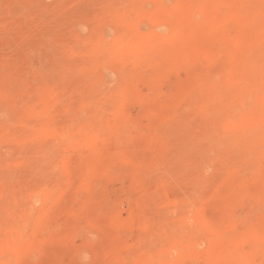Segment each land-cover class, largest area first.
Listing matches in <instances>:
<instances>
[{"label":"rangeland","instance_id":"obj_1","mask_svg":"<svg viewBox=\"0 0 264 264\" xmlns=\"http://www.w3.org/2000/svg\"><path fill=\"white\" fill-rule=\"evenodd\" d=\"M56 1L0 0V157L44 139L56 182L53 195H28L31 229L1 226L0 264H264V0ZM88 107L110 118L99 127ZM178 126H196L182 139L199 153L168 151ZM177 190L190 198L183 213Z\"/></svg>","mask_w":264,"mask_h":264},{"label":"bare ground","instance_id":"obj_2","mask_svg":"<svg viewBox=\"0 0 264 264\" xmlns=\"http://www.w3.org/2000/svg\"><path fill=\"white\" fill-rule=\"evenodd\" d=\"M21 0H19V2H20ZM41 1V0H40ZM58 1H60V0H58ZM58 1H56L57 2V4L59 3ZM63 1V0H62ZM84 1H86L87 3H88V5H86L87 6V8L89 9V10H91V9H93L95 6H97V3L95 2V0H82V2H84ZM126 1V0H125ZM130 1V0H129ZM16 3H18L17 1H15ZM77 2H79V1H77ZM63 3H64V5H65V2L63 1ZM86 3V4H87ZM11 4H13L12 3V0H11ZM10 4V5H11ZM20 4V3H19ZM14 5H15V3H14ZM56 5V4H55ZM57 6V5H56ZM61 6L63 7V5H60V8H61ZM83 6H85V3H84V5ZM10 7V6H9ZM18 7H19V5H18ZM21 7V6H20ZM80 7H82V6H80ZM108 7V6H107ZM15 8V7H14ZM14 8H12V10H14ZM53 8V7H52ZM51 8V9H52ZM109 8V7H108ZM22 8H20V10H21ZM47 9V8H46ZM50 9V8H49ZM55 9V8H54ZM53 9V10H54ZM57 9V8H56ZM96 9H97V7H96ZM18 8H17V13H19V11H20ZM53 10H50V11H52L53 12ZM87 10V9H86ZM9 13H13L14 11H10V9H8L7 10ZM57 11V10H56ZM55 10H54V12H56ZM59 11H61L62 13L64 12L63 11V9H61V10H59ZM58 11V12H59ZM88 11V10H87ZM99 11V10H98ZM16 12V11H15ZM22 12V11H21ZM62 13H58L59 15L57 16V19H59L58 17H60V21H61V14ZM87 13V12H86ZM100 13V12H99ZM4 14H6V13H4ZM48 14H49V11H48ZM52 14V13H51ZM83 14V13H82ZM90 14V13H89ZM167 14V13H166ZM54 16H56V14L54 15ZM89 16V15H88ZM6 17H8V15L6 16ZM64 17V16H63ZM84 17V16H83ZM99 17H100V15H99ZM38 18V17H37ZM54 18V17H53ZM67 18V20L69 19V17H66ZM65 17H64V19H66ZM76 18H77V16H76ZM85 18V17H84ZM84 18H83V20H84ZM87 18V17H86ZM90 18V17H89ZM40 19V18H39ZM47 19V18H46ZM56 18H55V20H57ZM74 19V18H73ZM67 20H64V27H66L68 24H66L68 21ZM70 20H72V19H70ZM76 20V19H75ZM88 20V19H87ZM94 20V19H93ZM6 21V20H5ZM39 21V20H38ZM45 22H46V20H44ZM43 21V22H44ZM58 21V20H57ZM82 21V20H81ZM92 21V20H91ZM98 21V20H97ZM37 22V21H36ZM51 22V21H50ZM55 22V21H54ZM88 23V22H87ZM34 24V23H33ZM51 24H53V26H55L54 24H56V23H53V22H51ZM60 24V23H59ZM66 24V25H65ZM89 24V23H88ZM92 24V23H91ZM90 24V26H93V25H91ZM49 25V24H48ZM63 25H60V26H63ZM81 25V24H80ZM94 25H96V24H94ZM37 26V25H36ZM53 26H50V28L51 27H53ZM57 26H59V25H57ZM56 26V27H57ZM72 26V25H71ZM46 27H47V25H46ZM45 27V28H46ZM56 27H53V29L55 28V30L56 31H58V29L56 28ZM68 27V26H67ZM66 27V28H67ZM75 27V26H74ZM31 28H33V27H31ZM48 30V29H47ZM54 30V31H55ZM70 30V29H69ZM93 30V29H92ZM71 31V30H70ZM71 33H72V31H71ZM75 34V33H74ZM71 35H73V34H71ZM59 38V37H58ZM77 38V37H76ZM92 40V39H91ZM69 42V41H68ZM89 44H87V46H90V43H94V42H91L90 40L89 41H87ZM50 46H51V44H49ZM93 45H95L96 46V44H92V46ZM94 46V47H95ZM96 48V47H95ZM262 48V47H261ZM56 49V48H55ZM85 49V48H84ZM91 49H93V48H91ZM134 51L136 50V49H133ZM256 50V49H255ZM52 53H53V51H52ZM129 53V52H128ZM256 53V52H255ZM44 54H47L48 55V57H50V59H52L53 57V55H51V52H50V50H48V51H46V52H44ZM102 54V53H101ZM115 54V53H114ZM131 54V53H130ZM253 55V54H252ZM262 55V54H261ZM115 56V55H114ZM118 56V55H117ZM47 57V56H46ZM119 57H121V56H119ZM81 58V57H80ZM115 57H113V59H114ZM118 58V57H117ZM47 60V59H46ZM78 60H79V58H78ZM81 60V59H80ZM84 61V60H83ZM102 61V60H101ZM256 61H258V60H256ZM44 62V61H43ZM47 62H50L49 61V59L47 60ZM82 62V61H81ZM85 62V61H84ZM247 62V61H246ZM249 62V61H248ZM259 62V61H258ZM83 63V62H82ZM85 63H87V61L85 62ZM142 63V62H141ZM253 63V62H252ZM260 63V62H259ZM258 63V64H259ZM95 64V63H94ZM256 64V63H255ZM254 64V65H255ZM263 65H264V63H262ZM92 65V64H91ZM143 65V64H142ZM246 65V64H245ZM76 66V65H75ZM88 67V66H87ZM86 67V68H87ZM251 67V66H250ZM260 70H261V68H262V65H261V67H258ZM88 69V68H87ZM85 71V70H84ZM119 71V70H118ZM121 71V70H120ZM127 71V70H126ZM245 71V70H244ZM254 71H255V69H254ZM22 72H23V70H22ZM25 72V71H24ZM243 72V71H242ZM262 72V71H261ZM122 73V72H121ZM247 73V72H246ZM255 73V72H254ZM253 73V74H254ZM259 73H260V71H259ZM258 73V74H259ZM22 74V73H21ZM117 74H118V72H117ZM25 75V74H24ZM51 75V74H50ZM49 75V76H50ZM122 75V74H121ZM221 75V74H220ZM246 75V77H247V74H245ZM249 75H251V74H249ZM91 76V75H90ZM95 76V75H94ZM130 76V75H129ZM66 78H65V80H67V76H65ZM119 77V76H118ZM122 77V76H121ZM120 77V78H121ZM245 77V78H246ZM256 77V76H255ZM18 78H19V75H18ZM93 78H95V77H93ZM92 78V79H93ZM227 78V77H226ZM248 78V77H247ZM246 78V79H247ZM252 80L251 81H254L255 79H253V75H252ZM250 78V79H251ZM64 80V81H65ZM123 81V80H122ZM221 81V80H220ZM237 81V80H236ZM24 82V81H23ZM52 82H54V80H52L50 83H52ZM69 82V81H68ZM68 82L66 83V85L68 86L69 84H68ZM26 83V82H25ZM24 83V84H25ZM62 83V82H61ZM77 83V82H76ZM248 83V82H247ZM18 84H19V82H18ZM44 84V83H43ZM54 84H56V83H54ZM59 84V83H58ZM77 84H78V86H77ZM76 84V86L75 87H77V89H74V90H77V91H73V92H75V93H73V94H76L75 96H77V95H80V91L82 90V92H83V90H84V87H80L79 86V83H77ZM252 84V83H251ZM50 85V84H49ZM63 85V84H62ZM72 85H73V83H72ZM72 85H69L68 87H66V88H69L70 86H72ZM216 85V84H215ZM225 85V84H224ZM230 85V84H229ZM240 85H241V83H240ZM243 85H244V83H243ZM248 85H249V83H248ZM255 85V84H254ZM47 86V85H46ZM74 86V85H73ZM88 86H90V85H88ZM245 86V85H244ZM243 86V87H244ZM26 87V86H25ZM24 87V88H25ZM50 87V86H49ZM79 87V88H78ZM231 87V86H230ZM239 87V86H238ZM246 87V86H245ZM248 87V86H247ZM32 88V87H31ZM43 88V87H42ZM57 88V87H56ZM63 88V87H62ZM80 88H81V90H80ZM83 88V89H82ZM236 88V87H235ZM241 88H242V85H241ZM59 89H60V87H59ZM98 89V88H97ZM210 89V88H209ZM228 89V88H227ZM229 89H231V88H229ZM228 89V90H229ZM238 89V88H237ZM249 89V88H248ZM70 90V89H69ZM71 90H72V88H71ZM242 90H243V88H242ZM43 91V90H42ZM54 91V90H53ZM86 91V90H85ZM90 90H87V92H89ZM231 91H234V89L233 90H231ZM241 91V90H240ZM240 91H238V92H240ZM62 92V91H61ZM61 92H59V93H61ZM78 94H77V93ZM86 92V93H87ZM104 92V91H103ZM223 92H224V90H223ZM229 92V91H228ZM234 92H237L236 90L234 91ZM246 92H247V89H246ZM245 92V93H246ZM83 93H85V92H83ZM97 93V92H96ZM82 94V93H81ZM226 94V93H225ZM230 94V93H229ZM62 95V94H61ZM69 95V94H68ZM70 95H71V93H70ZM86 95V97L88 96H90L91 97V95H88V94H85ZM94 95H96V94H94ZM192 95V94H191ZM73 96V95H72ZM81 96V95H80ZM79 96V97H80ZM83 96H84V94H83ZM99 96L101 97V93H100V91H99ZM109 96H112L113 97V95H109ZM193 96H195L196 97V95H193ZM231 96V95H230ZM69 97V96H68ZM79 97H78V100H79ZM95 97V96H94ZM112 97H111V100H112ZM191 97V96H190ZM194 97V98H195ZM205 97V96H204ZM226 97H227V95H226ZM229 97V96H228ZM57 98H58V96H57ZM72 98V97H71ZM96 98V97H95ZM102 98H104V97H101V100H102ZM109 98V97H108ZM201 98V97H200ZM208 98V97H207ZM225 98V97H224ZM223 98V99H224ZM74 99V98H73ZM80 99H83V98H80ZM89 99V98H88ZM93 100L94 98H93V95H92V97L89 99V100ZM114 99V98H113ZM212 99V98H211ZM29 100V99H28ZM64 100V99H63ZM86 100V98H84V102H86L85 101ZM98 100H99V98H98ZM98 100H97V103H98ZM110 100V101H111ZM195 100H196V98H195ZM199 100H201V99H199ZM198 100V101H199ZM218 100V99H217ZM66 101V100H65ZM65 101H64V103H65ZM109 101V102H110ZM186 101H187V99H186ZM197 101V100H196ZM80 102V101H79ZM91 102V101H90ZM101 102V101H100ZM193 102V101H192ZM212 102V101H211ZM226 102V101H225ZM70 103V102H69ZM87 103V102H86ZM92 103V102H91ZM187 103V102H186ZM59 104H60V102H59ZM58 104V105H59ZM80 104H82V103H80ZM98 104H100V103H98ZM111 104L113 105V103L111 102ZM209 104H212V103H209ZM225 104V103H224ZM72 105H74V104H72ZM87 106H88V104H86ZM116 105V104H115ZM186 105V104H185ZM243 105V104H242ZM248 105V104H247ZM6 106V105H5ZM82 106V105H81ZM87 106H84V107H87ZM97 107H96V109H98V105H96ZM103 106V105H102ZM110 106V105H109ZM196 106V105H195ZM89 107H91V106H89ZM89 107L87 108V109H89ZM100 107V106H99ZM105 107V106H104ZM249 107V106H248ZM7 108L8 107H6V108H3L2 107V109H5V110H3V111H5V114H7V115H9V113L7 112ZM58 108V107H57ZM110 108H112V106L110 107ZM193 108V107H192ZM208 108V107H207ZM231 108V107H230ZM87 109H86V111H87ZM92 109L93 108H91V110H90V112L92 113V117L95 115V118H93L94 119V121H98V120H96V119H98V118H100V116L102 115V116H104L105 115V113H104V109H102L101 110V112L103 111V113H104V115L103 114H101L100 115V113L98 112V114H97V111L96 110H94V112H92ZM100 109V108H99ZM98 109V110H99ZM112 110H114V109H112ZM209 110V109H208ZM63 111V110H62ZM96 111V112H95ZM189 111H190V109H189ZM192 111H193V109H192ZM202 111V110H201ZM201 111H199V112H201ZM206 111V110H205ZM205 111L203 112V113H201L202 115L200 116L199 115V122L200 121H202L204 118H206L207 117V113H205ZM70 112V111H69ZM106 112V111H105ZM177 112V111H176ZM197 112V111H196ZM93 113H96V114H93ZM109 112H106V117H108L109 116V114H108ZM215 115H216V112H213ZM73 114V113H72ZM108 114V115H107ZM190 114V113H189ZM3 115V114H2ZM12 115V114H11ZM11 115H9V116H11ZM69 114H67V116H68ZM74 115H76V114H74ZM89 115V114H88ZM87 115V116H88ZM91 115V114H90ZM176 115V114H175ZM192 115V114H191ZM5 116V115H4ZM13 116V115H12ZM62 116H63V114H62ZM66 116V117H67ZM69 116H71V114L69 115ZM68 116V118H71V117H69ZM86 116V117H87ZM105 116H104V118H105ZM177 116H179V114L177 115ZM217 116V115H216ZM0 117H2V116H0ZM82 117V116H81ZM85 117V116H84ZM187 117H189V116H187ZM215 117V116H214ZM3 119H4V117H2ZM6 118V117H5ZM67 118V119H68ZM74 118V119H73ZM76 118H77V115H76ZM87 118H90V117H87ZM108 118H110V116L108 117ZM173 118H174V116H173ZM196 118V117H195ZM211 118V117H210ZM212 118H213V116H212ZM172 119V118H171ZM175 119H178V118H175ZM190 119V118H189ZM193 119H194V117H193ZM192 119V120H193ZM5 120H7V119H5ZM69 120V119H68ZM71 120H76L75 119V117L74 116H72V119H70V121ZM90 120V119H89ZM99 120H101V119H99ZM104 119H102L101 121H100V123L102 122H104L103 121ZM206 120V119H205ZM3 121V120H2ZM1 120H0V123H3ZM77 121H81V124H82V120L80 119L79 120V118H78V120H76V121H73V122H75V124H78V123H76ZM175 121H177V120H175ZM184 122H185V120H183ZM192 122H194V121H192ZM202 122H204V120L202 121ZM201 122V123H202ZM84 123V122H83ZM91 123V122H90ZM90 123H88L89 125H90ZM93 123H95V122H93ZM92 123V124H93ZM100 123H99V121H98V126L100 125ZM101 123V124H102ZM105 123V122H104ZM179 123V122H178ZM185 123H187V122H185ZM182 124H183V122H182ZM72 125V124H71ZM80 125V124H79ZM83 125V124H82ZM95 126H97L96 124H94ZM93 125V127L94 128H96L95 126ZM104 125V124H103ZM102 125V126H103ZM106 125V124H105ZM184 125V124H183ZM183 125L182 126H180V128L181 127H183ZM192 125H194V124H192ZM77 126V125H76ZM87 126V125H86ZM97 126V127H98ZM73 127V126H72ZM92 127V128H93ZM100 127V126H99ZM192 127H195L196 128V126H192ZM192 127L189 129V127L187 128L186 127V130L188 131V129H189V131L192 129ZM93 128V129H94ZM172 128V127H171ZM178 128H179V126H178ZM179 128V129H180ZM102 129V128H101ZM183 129V128H182ZM182 129H180V131H178V132H172V139H171V137H169L168 138V136H167V138H168V141H170L169 139H171V141L170 142H167V145H169V146H167L166 145V147L167 148H170V150H168V151H171V149H172V151L174 150V151H176V154H177V152H178V155H177V158L178 159H180L181 157L183 158V156L184 155H187L186 157H188V155H189V153H190V151H191V146H192V142H191V144H188V146H190V148H186V147H184V145H187V143H188V140H187V138L189 137V134L186 136V133H185V136L187 137V138H185L187 141H186V144H184L185 142L184 141H182V140H185V139H182V138H184L185 136H183L184 135V132L186 131L185 130V128L182 130ZM194 129V128H193ZM11 130V129H10ZM10 130H9V133H10ZM74 130H76V129H74ZM88 130H90L89 128H88ZM95 130V129H94ZM97 130V129H96ZM176 130V129H175ZM91 131V130H90ZM100 131V130H99ZM186 131V132H187ZM188 131V132H189ZM193 131V130H192ZM101 133H102V131H101ZM120 133V132H119ZM195 133H196V131H195ZM167 134V133H166ZM102 135V134H101ZM193 135V134H192ZM96 136V135H95ZM7 137V136H6ZM9 137V136H8ZM101 137V136H100ZM191 137H193V136H191ZM190 137V138H191ZM102 139V138H101ZM100 139V140H101ZM182 139V140H181ZM189 139V138H188ZM38 140V138L35 140V141H37ZM39 140H41L40 138H39ZM38 140V141H39ZM99 140V139H98ZM107 140V139H106ZM167 140V139H166ZM194 140V139H193ZM225 140H228L227 142L225 141ZM224 141L227 143V144H229L228 142H229V139H225ZM45 140L43 139V141H41V144H39V142H37L38 143V145H40V146H37V143L35 142V143H32V140L30 141L31 142V144H32V146H34L33 148V150L32 151H30V150H28L30 147H32L31 145H30V143H28V148L25 146V147H23L22 146V148H11L10 146H8L9 148H11L10 150H9V153L10 154H8V155H6L5 156V158L4 157H0V171L2 172V179H1V177H0V186L2 185V187L3 186H5V188H6V191H7V194H6V197H5V195L3 196V197H0V208L2 209H0L1 211H0V229H1V226L3 225V224H5L6 225V223H8L9 225H11V226H13L14 225V227L16 228V230H22V229H31V227L30 226H32V224L34 223V217H35V215H36V213L34 214L33 213V211H34V208L33 207H31L32 205H30V202H31V200H32V198L33 197H28V195H30V194H33V193H35V195H41V194H45V196H49V194H51V191L53 192V188H54V183H56L55 182V178H54V173L52 172V171H50V173L49 172H47L46 171V160H45V158L42 156V153L43 152H45V151H43V148H44V150H45V147L44 146H47V148H48V151H49V147H48V145H50V144H48V145H46V143H44V146L42 145V143L44 142ZM182 141V143H181V146L183 145V148L180 146V142ZM184 142V143H183ZM195 142H196V140H195ZM193 143V145H194V147H193V149L194 148H196V151L195 152H197L198 150H197V147H196V143ZM169 143V144H168ZM190 143V142H189ZM225 143V144H226ZM36 144V145H35ZM57 144V143H56ZM55 144V145H56ZM179 144V145H178ZM196 144V145H195ZM223 144V143H222ZM227 144H226V147H227ZM26 145H27V143H26ZM42 145V146H41ZM231 145V144H230ZM36 146V147H35ZM198 146V145H197ZM7 147V146H6ZM43 147V148H42ZM50 147H52V148H50V153H51V149H55V148H53V146L52 145H50ZM56 148H57V145L55 146ZM222 147H224V145H222V146H220V148H222ZM46 148V149H47ZM166 148V149H167ZM210 148H211V146H210ZM225 148V147H224ZM224 148H222V149H224ZM4 149H5V147H4ZM8 149V148H7ZM201 149V148H200ZM199 149V150H200ZM207 149V148H206ZM213 149V148H212ZM211 149V150H212ZM219 149V148H218ZM57 150V149H56ZM195 150V149H194ZM203 150V149H202ZM202 150H201V152H202ZM5 151H6V149H5ZM165 151V150H164ZM203 151H205V148H204V150ZM0 152H1V149H0ZM56 152V151H55ZM200 152V151H199ZM199 152H197V153H199ZM210 152V151H209ZM214 152H215V149H214ZM235 152H237V151H235ZM2 153V152H1ZM3 153H5V152H3ZM7 153V152H6ZM46 153V152H45ZM45 153H43L44 155H45ZM174 153V152H173ZM191 153H193V151L191 152ZM217 153V152H216ZM220 153V152H219ZM221 153H223L222 151H221ZM175 154V153H174ZM201 154V153H200ZM200 154H198V155H200ZM203 154V153H202ZM207 154H208V152H207ZM233 154V153H232ZM48 155H51V154H47V156ZM193 155H195V153H193V154H191V156H192V158H194V156ZM197 155V154H196ZM204 155H206L205 154V152H204ZM211 155H214V154H211ZM168 156V155H167ZM180 158H179V157ZM216 156H218V155H216ZM220 156V155H219ZM240 156V155H239ZM166 157V156H165ZM198 157V156H197ZM227 157V156H226ZM232 157V156H231ZM181 158V159H182ZM191 157H189V159H190ZM196 158V157H195ZM207 158V157H206ZM211 158H212V156H211ZM225 158V157H224ZM47 159H49L48 157H47ZM189 159H188V161H189ZM226 159H228V158H226ZM191 160H193V159H191ZM202 160V159H201ZM205 160V159H204ZM182 161V160H181ZM196 162H197V160H195ZM179 162V161H178ZM190 162V161H189ZM31 163H35V165L33 166ZM48 163V162H47ZM202 163V162H201ZM11 164H13V166H14V164H15V168H14V171L13 170H11V167L10 166H12ZM177 164V163H176ZM197 164H198V162H197ZM203 164V163H202ZM213 164H214V162H213ZM44 165L46 166V167H44ZM160 165V164H159ZM180 165V164H179ZM12 166V167H13ZM176 166V165H175ZM175 166L174 165H172V163L168 166V169H167V171L169 170V171H171L172 172V170H173V173L175 172V171H177L176 170V168H175ZM180 166H182V165H180ZM184 166V165H183ZM188 166V165H187ZM178 167V166H177ZM199 167H202V166H199ZM204 167V166H203ZM45 168V169H44ZM50 168V167H49ZM179 168V167H178ZM182 168V167H181ZM193 168H194V166H193ZM184 169V168H183ZM201 169V168H200ZM182 170H180L179 169V172H181ZM200 171V170H199ZM51 172H52V174H51ZM20 174L21 176L23 175V176H25V175H33L34 177H35V179H36V181H39L37 184L36 183H33V187H31L30 186V184H25V181L24 182H22V181H20L19 179H18V181L14 178L15 177V174ZM169 173V172H168ZM173 173H171V175L173 174ZM183 173V172H182ZM186 173L187 172H185V175H186ZM189 173V172H188ZM18 174V175H19ZM175 174H181V173H177V172H175ZM28 175V176H29ZM166 175V174H165ZM32 176V177H33ZM157 176H159V174L157 175ZM176 176V175H175ZM174 176V177H175ZM178 176V175H177ZM177 176L175 177L176 178V181L178 182V185L180 184V183H182V185H183V182H180V180L182 181L184 178L182 177V175L181 176H179V177H182V179H180V180H178V178H177ZM29 177H31V176H29ZM167 177V176H166ZM17 178V177H16ZM158 178V177H157ZM170 178V177H169ZM209 178V177H208ZM214 178V177H213ZM23 179V178H22ZM32 179V178H31ZM34 179V178H33ZM58 179V178H57ZM161 179V178H160ZM24 180V179H23ZM63 180V179H62ZM186 180H188V179H186ZM185 179H184V181H186ZM193 180V179H192ZM212 180V179H211ZM170 181V180H169ZM200 181V180H199ZM160 182V181H159ZM171 182H173V181H171ZM175 182V181H174ZM193 182H194V180H193ZM60 183H61V181H60ZM59 183V184H60ZM189 183H191V182H189ZM34 184H35V186H34ZM58 184V185H59ZM174 184V183H173ZM173 184H172V186H170V187H177L178 185H177V183L175 182V185L176 186H173ZM197 183L195 182V185L194 186H192V188H194L195 186H197L196 185ZM186 186H187V182H186V184H185ZM204 185V184H203ZM186 186H184L183 185V187L185 188ZM189 186V193H187L186 192V194H191V192L194 190V189H191V187H190V184L188 185ZM1 187V188H2ZM178 187H180V185L178 186ZM196 188V187H195ZM176 189V188H175ZM179 189V188H178ZM180 189H182V188H180ZM191 189V190H190ZM179 193H180V195H178V199H177V204H178V206H176V205H174V206H176V208L178 207L179 209H181L180 211H182V210H184L185 208H187L188 209V207H186V206H188V204H189V202H190V198H189V196H185L184 194H181V192L182 193H185V192H183V191H181V190H177ZM191 191V192H190ZM5 192V190H3V193ZM55 192V191H54ZM177 192V193H178ZM196 191H194V192H192V193H195ZM6 193V192H5ZM4 193V194H5ZM176 193V194H177ZM178 193V194H179ZM201 194V193H200ZM34 195V194H33ZM34 195V196H35ZM51 195H53V194H51ZM140 195V194H139ZM41 197V196H40ZM177 197V196H176ZM48 198V197H47ZM153 199V198H152ZM191 199H193L194 200V197L191 195ZM49 200V199H48ZM38 202V201H37ZM175 202V201H174ZM193 202V201H192ZM32 204V203H31ZM147 204V203H146ZM191 205V204H190ZM4 208H6V209H4ZM31 208H33V209H31ZM175 208V207H174ZM175 208V209H176ZM33 210V211H32ZM39 211V210H38ZM184 211H187V210H184ZM36 212V211H35ZM39 213V212H38ZM162 213V212H161ZM182 213H183V211H182ZM154 214V213H153ZM160 214V213H159ZM179 214H181L180 212H179ZM158 218V217H157ZM167 218V217H166ZM165 218V219H166ZM169 218H170V216H169ZM180 219V218H179ZM172 220V219H171ZM183 220V219H182ZM168 222V221H167ZM180 222H181V220H180ZM170 223V222H169ZM173 223V222H172ZM193 223V222H192ZM159 224V223H158ZM157 224V226H160V224L158 225ZM162 224V223H161ZM173 224H175V223H173ZM178 225H180V223L178 224ZM194 225V224H193ZM34 226V225H33ZM163 226V227H162ZM173 226V225H172ZM185 226V225H184ZM6 227V226H5ZM162 227V228H161ZM161 227H159V228H161V229H164V225H161ZM171 227V226H170ZM166 228V227H165ZM168 228V227H167ZM172 228H170V230H171ZM15 230V231H16ZM25 230H22V231H25ZM167 230V229H166ZM177 230V229H176ZM191 230V229H190ZM147 231H149V230H147ZM154 231V230H153ZM167 231H169V228H168V230ZM167 231H165V232H167ZM17 232V231H16ZM189 232V231H188ZM154 233H156V231L154 232ZM167 235H169L168 234V232L166 233ZM173 234V233H172ZM174 234H175V232H174ZM182 234V233H181ZM204 234V233H203ZM162 235V234H161ZM171 235V234H170ZM144 236V235H143ZM153 236V235H152ZM157 236V235H156ZM183 236H184V234H183ZM168 237V236H167ZM21 238H22V236H21ZM165 238V237H164ZM136 240H138V239H136ZM6 241V240H5ZM169 242V241H168ZM7 244V243H6ZM135 244V243H134ZM11 245V244H10ZM17 245H20V244H17ZM146 245V244H145ZM134 246H136V245H134ZM141 246V245H140ZM149 246V245H148ZM165 246V245H164ZM1 247V246H0ZM135 248H137V247H135ZM134 248V249H135ZM144 248V247H143ZM1 249V248H0ZM7 249V248H6ZM10 249V248H9ZM142 249V248H141ZM161 249H163V248H161ZM138 250V249H137ZM147 250V249H146ZM165 250V249H164ZM140 252V251H139ZM3 253V255L5 254L4 252H2ZM184 253V252H183ZM182 253V254H183ZM7 254V253H6ZM4 255L3 257H1L0 256V258L2 259V258H7L8 257V255ZM143 254V253H142ZM145 254V253H144ZM132 255V254H131ZM150 255V254H149ZM8 259V258H7ZM7 259H5L6 261H7ZM3 260V259H2ZM78 261H80V259L78 260ZM161 261V260H160ZM125 262V261H124ZM105 263V262H104ZM112 263V262H111ZM157 263V262H156ZM14 264H16V263H14ZM125 264V263H124ZM146 264V263H145ZM152 264V263H151Z\"/></svg>","mask_w":264,"mask_h":264}]
</instances>
